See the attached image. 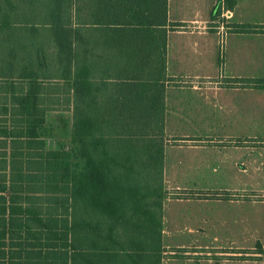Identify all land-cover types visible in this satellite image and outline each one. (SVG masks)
Listing matches in <instances>:
<instances>
[{"label":"trees","instance_id":"obj_1","mask_svg":"<svg viewBox=\"0 0 264 264\" xmlns=\"http://www.w3.org/2000/svg\"><path fill=\"white\" fill-rule=\"evenodd\" d=\"M167 1L0 0V264H162Z\"/></svg>","mask_w":264,"mask_h":264},{"label":"crops","instance_id":"obj_2","mask_svg":"<svg viewBox=\"0 0 264 264\" xmlns=\"http://www.w3.org/2000/svg\"><path fill=\"white\" fill-rule=\"evenodd\" d=\"M167 16L171 24L181 25L176 29L172 25L173 29L167 32L164 130L169 141L164 152L167 154L170 147L186 148L191 150L186 155L191 154V158H195V151L205 147L224 151L227 147L232 149L249 144L247 139H251L250 144H264V141L253 140H264V131L258 132L264 128V88L235 82L264 79V0H223L222 3L219 0H168ZM221 24L226 27L222 45L218 31ZM257 109H261V114L256 116ZM258 117L261 118L260 124ZM217 120L227 132L225 135L215 140L198 133L216 127ZM243 127L253 128V131L248 137H242L246 138L245 141L235 140L241 138L240 129ZM178 130L186 132L178 134ZM219 145H222L221 149ZM202 167L210 168L207 162L180 160L172 163L171 172L164 169L165 189L176 195L165 201L194 197L197 203L200 199L209 200L217 208L242 206L247 198L239 197L242 192L235 187L219 189L217 197L181 193L186 192L184 190H202L181 188L179 182L188 178L177 177L187 172L197 174L203 171ZM211 170L216 171L215 168ZM225 193L227 199L223 198ZM163 215L164 210L162 224L165 220ZM188 230L190 233L205 231L200 224ZM166 233L163 227L162 238ZM193 250L205 249L194 247ZM239 250L218 249L217 253L228 261L239 258ZM185 255L189 256L188 250Z\"/></svg>","mask_w":264,"mask_h":264},{"label":"rangeland","instance_id":"obj_3","mask_svg":"<svg viewBox=\"0 0 264 264\" xmlns=\"http://www.w3.org/2000/svg\"><path fill=\"white\" fill-rule=\"evenodd\" d=\"M260 114L261 109H257L254 115ZM260 120L261 118L258 117L259 124ZM217 123V126L210 130L197 132L217 140V137H222L227 133L223 127L219 126V120ZM49 124L52 134L57 135L54 138L58 142L69 140L68 132L63 129V122L56 114H51ZM262 129H258V132L264 131V128ZM240 131L241 138L235 140L245 141L246 138L242 137H248L253 128L243 127ZM181 132L186 131L178 130V134ZM234 132H236L235 128ZM253 140L264 141L262 139ZM246 141H249V144L232 149L227 147L224 151L210 147L201 148L195 151L197 153L195 158H191V154L186 155V153H191V150L186 148L180 150L170 147L167 149V154L164 152V169L168 172H171L172 163L180 160L207 162L210 166V168L202 167L203 171L197 174H192V172L182 174L183 176L178 174L179 178H188L186 181L184 179L185 182H179L181 188H202V190H192V192L184 190L186 192L181 193H189V195L202 193L213 196L212 194L219 189L235 187L242 192L240 196H237L247 199L243 200L242 206L236 204L230 208H217L213 205L214 203L204 199H200V203H197L194 197L182 199V201L175 199L165 201L163 227L167 233L162 238L166 250L162 264H264V249H262L264 248V144H250L251 139ZM219 146L221 149L222 145ZM212 168L216 171L213 172ZM252 200L255 202L252 203ZM198 224L204 226L205 231L190 233L188 229H195ZM194 247L205 250H193ZM227 248L241 249L239 250L241 256L225 261V257L218 256L217 252L218 249ZM186 250L189 256L185 255ZM206 252L210 255H205Z\"/></svg>","mask_w":264,"mask_h":264},{"label":"built area","instance_id":"obj_4","mask_svg":"<svg viewBox=\"0 0 264 264\" xmlns=\"http://www.w3.org/2000/svg\"><path fill=\"white\" fill-rule=\"evenodd\" d=\"M221 3L223 2V0H219ZM225 30L226 27L224 26V24H221L218 27V31H219V43L220 45H222L224 43V39H225Z\"/></svg>","mask_w":264,"mask_h":264}]
</instances>
